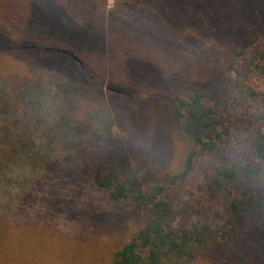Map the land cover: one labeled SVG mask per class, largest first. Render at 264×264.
Listing matches in <instances>:
<instances>
[{
	"label": "rangeland",
	"instance_id": "1",
	"mask_svg": "<svg viewBox=\"0 0 264 264\" xmlns=\"http://www.w3.org/2000/svg\"><path fill=\"white\" fill-rule=\"evenodd\" d=\"M116 2L0 0V264H93L125 232L124 216L92 176L95 164L126 148L127 135L114 124L112 93H106L108 88L98 92L90 73L53 50L74 49L101 76L96 54L87 51L97 34L92 16L104 8L107 13ZM214 16L212 22L204 19L203 26L191 27L188 34L197 37L180 38L179 49L169 63H162L165 69L155 79L147 71L134 75L135 82L171 84L173 76L184 84L213 78L221 74L231 50L248 47V59L264 52L263 13L250 15L241 26L224 14ZM229 22L237 37L223 46L216 34ZM128 39L113 43L116 77L126 82L134 78L129 69L135 68L127 62L132 50ZM254 85L264 90V76L256 77ZM153 96L140 93L138 98L149 101ZM134 106L141 104L135 101ZM247 106L234 105L227 112L232 152L238 155L249 153L259 125L256 108ZM139 149L157 148L146 140ZM211 177L209 159L200 157L195 172L168 189L165 197L179 226L222 222L226 195L216 190ZM257 235L246 244L242 260L212 256L202 264H264V221Z\"/></svg>",
	"mask_w": 264,
	"mask_h": 264
},
{
	"label": "trees",
	"instance_id": "2",
	"mask_svg": "<svg viewBox=\"0 0 264 264\" xmlns=\"http://www.w3.org/2000/svg\"><path fill=\"white\" fill-rule=\"evenodd\" d=\"M75 1L81 5L87 0ZM102 2L106 6L107 0ZM220 13L241 26L250 15L264 14V0H117L112 10L92 16L97 34L87 51L96 54L103 77L90 70L81 53L54 47L90 73L98 92L108 88L114 124L127 135L125 149L92 167L95 184L125 220L124 234L93 264H202L212 256L233 262L243 259L246 244L259 233L264 221V90L254 80L264 76V52L248 59V47L231 50L221 74L213 78L182 84L183 79L172 76L171 84L161 85L134 80L147 71L155 79L165 69L162 63H169L179 49L180 38L197 37L188 34L191 27L203 26L204 19L212 22ZM216 35L224 46L226 39L236 40V27L225 23ZM126 36L132 49L127 62L135 65L128 82L116 77L119 63L113 55V43ZM150 92L155 96L149 101L138 98ZM135 101L141 106L135 107ZM234 105L255 107L258 113V128L243 155L232 152L227 112ZM146 140L157 149H139ZM200 157L209 159L212 185L226 195L222 222L179 226L165 194L195 172Z\"/></svg>",
	"mask_w": 264,
	"mask_h": 264
}]
</instances>
